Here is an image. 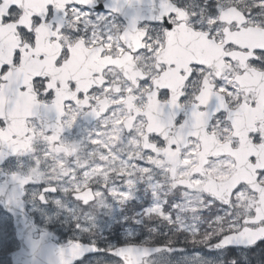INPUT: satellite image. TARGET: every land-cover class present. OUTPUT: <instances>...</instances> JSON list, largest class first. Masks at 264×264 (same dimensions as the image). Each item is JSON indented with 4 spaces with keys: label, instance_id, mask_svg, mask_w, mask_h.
<instances>
[{
    "label": "snow or ice",
    "instance_id": "obj_1",
    "mask_svg": "<svg viewBox=\"0 0 264 264\" xmlns=\"http://www.w3.org/2000/svg\"><path fill=\"white\" fill-rule=\"evenodd\" d=\"M0 264H264V0H0Z\"/></svg>",
    "mask_w": 264,
    "mask_h": 264
}]
</instances>
